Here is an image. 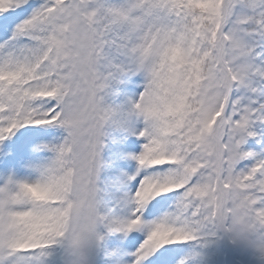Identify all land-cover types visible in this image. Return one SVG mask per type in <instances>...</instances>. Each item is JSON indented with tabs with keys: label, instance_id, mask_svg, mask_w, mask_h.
Segmentation results:
<instances>
[{
	"label": "snow or ice",
	"instance_id": "1",
	"mask_svg": "<svg viewBox=\"0 0 264 264\" xmlns=\"http://www.w3.org/2000/svg\"><path fill=\"white\" fill-rule=\"evenodd\" d=\"M136 74L135 101L103 103L110 81ZM106 125L143 141L134 191L111 205L98 187ZM258 125L264 0H0V143L21 128L66 132L34 181L0 186V264H46L86 235L83 264L99 227L139 234L127 264H171L168 246L216 232L264 258V159L241 150ZM0 157L14 163L15 146Z\"/></svg>",
	"mask_w": 264,
	"mask_h": 264
},
{
	"label": "rangeland",
	"instance_id": "2",
	"mask_svg": "<svg viewBox=\"0 0 264 264\" xmlns=\"http://www.w3.org/2000/svg\"><path fill=\"white\" fill-rule=\"evenodd\" d=\"M125 82L122 83V89L120 91L113 90L109 97L110 103H120V105L127 108L129 101H135L139 96L140 92L143 90V77L139 74L136 75H126L124 77ZM142 123L139 121H133L132 127L139 129L142 128ZM127 135L118 139V155L120 156V161L114 162L111 166L110 177L117 183L115 189L114 198L107 201V195H104V201L107 205L114 203L122 192L134 191L132 188V183H125L127 177L132 176L137 170V163L131 157L138 155L141 152V146L143 141L137 139V137L130 132L125 131ZM63 133L65 131L58 127H47V128H21L14 136H18L14 140L4 141L0 143V149H4L5 145L15 146L16 149V160L20 162L19 166L22 167L17 172L15 176H9V174H3L0 181V186H3L5 182L9 180L17 182H30L34 181L38 176V169L45 167L52 158L45 157L44 154L48 155L49 151H35L38 146H57L62 139ZM63 141V140H62ZM59 143V144H58ZM264 148V145H260ZM48 152V153H47ZM264 156V152H263ZM9 171V170H8ZM113 189L111 188V191ZM171 204L163 208L162 214L165 212H170ZM133 235H139L138 233L129 234V237H123L121 234L114 233V246L116 247V255L111 258V264H127L129 260V253L135 251V247H138L137 243L135 247H129V239ZM241 243V241H239ZM247 243H242V247ZM171 251L169 252V257H172L171 264H181L184 263L183 254L181 251V245L168 246ZM55 247L49 250L48 257L46 259V264H53L56 261V255H54ZM234 258V257H233ZM236 261V259L234 258Z\"/></svg>",
	"mask_w": 264,
	"mask_h": 264
},
{
	"label": "trees",
	"instance_id": "3",
	"mask_svg": "<svg viewBox=\"0 0 264 264\" xmlns=\"http://www.w3.org/2000/svg\"><path fill=\"white\" fill-rule=\"evenodd\" d=\"M108 2L110 4H116V5L121 4L117 0H108ZM109 86H110V84H108V87ZM240 94L241 93H234V97L238 96ZM104 104L108 107L113 108L112 106H109L106 102H104ZM111 128H112L111 125L105 126L104 137L102 140L103 146L101 148V155H100L101 167H100L99 173H103V175H101V177L98 181V187L100 189L101 204L103 203L102 195L106 190L105 185H109V183L106 179V175L108 172V165H109V162H111V160L116 157V154H114L115 141L112 140L113 137L111 136V134L109 132V131H111L110 130ZM253 130L256 132L257 138L248 139L242 145L241 150L245 151V152L256 153L257 158L262 159L259 150L257 148H254V147H250L249 144L252 145V144H256L258 142H264V125L254 126ZM242 162H245L244 163L245 168L250 167L254 163V161L251 159L245 160ZM191 242H194L195 245L199 247L200 253H203L206 251L208 254V258H206V259H204V261L202 260V262H198L196 264H227L226 261L229 260V257H230L229 256V249H228V247H227V245H226V243H225L220 232H216L214 235H206L202 239H198L196 241H191ZM93 248L95 249L96 246ZM99 248L102 251V253H104L106 251H108V254L110 253V250H107V247H105L104 245H100ZM98 252H99V250L97 252L95 251L94 255L95 254L97 255ZM68 253L69 252H68L67 248L65 247L64 251L63 252L61 251L58 254L60 259H59V262H57L56 264H76V261L72 258V256H70L69 258L65 257ZM256 254L258 257L261 258V256L259 255L258 252H256ZM85 259H87V261L83 262V264H92V259H88L86 257H85ZM262 260L264 261V258H262Z\"/></svg>",
	"mask_w": 264,
	"mask_h": 264
},
{
	"label": "clouds",
	"instance_id": "4",
	"mask_svg": "<svg viewBox=\"0 0 264 264\" xmlns=\"http://www.w3.org/2000/svg\"><path fill=\"white\" fill-rule=\"evenodd\" d=\"M72 237L69 239V247H67V250L69 254L72 256V258L76 261V264H81L80 262V256L82 253H85L89 247V239L86 235H81L80 236V242H79V247L74 248L71 246L72 243Z\"/></svg>",
	"mask_w": 264,
	"mask_h": 264
}]
</instances>
